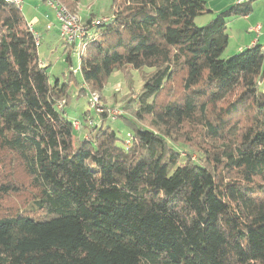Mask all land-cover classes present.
<instances>
[{"label": "trees", "instance_id": "obj_1", "mask_svg": "<svg viewBox=\"0 0 264 264\" xmlns=\"http://www.w3.org/2000/svg\"><path fill=\"white\" fill-rule=\"evenodd\" d=\"M251 1L199 26L205 0H110L107 22L84 20L78 52V97L96 115L69 119L67 85L0 0V151L31 190L23 208L0 207V264H264V45L222 57L227 18ZM131 69L143 82L117 109L120 139L90 95ZM20 190L0 170V204Z\"/></svg>", "mask_w": 264, "mask_h": 264}, {"label": "rangeland", "instance_id": "obj_2", "mask_svg": "<svg viewBox=\"0 0 264 264\" xmlns=\"http://www.w3.org/2000/svg\"><path fill=\"white\" fill-rule=\"evenodd\" d=\"M233 0H205L206 6L212 10L203 16L196 17V24L201 26L210 20L216 12L226 9L232 5ZM59 5H63L60 0H56ZM252 10L246 16L232 15L227 18L226 32L228 34L227 46L222 53V57L226 58L237 51H234L238 44L241 42L244 44L250 41L254 36L260 34V41L264 43V0H252ZM74 10H67L75 14L79 23L82 26L86 18H104L110 17L112 11L110 8V0H81L78 4L74 5ZM21 12L27 21H33L37 19L38 23L36 29L40 34V43L38 46V56L41 62L47 66V73L51 83H54L58 79V83L67 85V103L64 104L63 112L69 119H75L82 116L88 110L91 116L96 115L94 108H90L87 103V95L78 93L81 87V74L79 71V55L75 47L69 49L70 61L67 60V50L63 39H61L57 33L59 23L56 18V10L48 6L45 0H23L21 6ZM262 24V25H261ZM50 25L47 29L46 26ZM256 25H259L257 32L251 31ZM100 31V28H98ZM253 32V33H252ZM70 45V44H68ZM79 51V50H78ZM84 51V50H83ZM76 69V71H74ZM146 72L150 71V68H145ZM129 77H124L122 71L116 70L112 72L108 78L101 93L96 91L91 92L97 97L99 107L105 105L110 110H117L121 107L122 97L129 93H137L142 85V78L140 72L135 69H131ZM130 79V81L128 80ZM109 110V113H110ZM110 124L116 131L117 136L120 139H124L128 127L124 122L117 118ZM74 141L79 137L75 131L73 134ZM0 170L4 171L7 178H14V182L21 188L20 192L10 193L1 202L0 207L3 210L11 211L19 208H23L26 203L31 200V190L28 185V177L24 174L21 166H19L14 158L5 151H0ZM6 206V207H4Z\"/></svg>", "mask_w": 264, "mask_h": 264}, {"label": "built area", "instance_id": "obj_3", "mask_svg": "<svg viewBox=\"0 0 264 264\" xmlns=\"http://www.w3.org/2000/svg\"><path fill=\"white\" fill-rule=\"evenodd\" d=\"M244 1V0H239ZM4 2L14 5L15 7L21 9L23 0H4ZM46 4L48 6L53 7L56 10V18L59 23L58 30H59V37L63 39L65 43L68 44H75V50L77 49V52L80 51L79 47L80 41L82 37L87 33L88 27H85V23L81 26L79 23V19L75 14L70 13L64 6L59 5L56 0H45ZM109 20V17L104 18H95L91 20L90 26H96L101 23H105ZM47 29L50 28V25L46 26ZM259 25H256L251 31L257 32L259 30ZM28 29L32 33L34 42L36 46H39L40 43V34L38 31H36L32 24L28 23ZM79 50V51H78ZM78 54V53H77ZM95 94L90 95L91 103L94 106H98L99 102L96 99ZM118 114L117 110H111L109 115L111 119H115L116 115ZM86 124H91V120L86 121ZM73 125L75 129H80L81 124L79 121H74Z\"/></svg>", "mask_w": 264, "mask_h": 264}, {"label": "crops", "instance_id": "obj_4", "mask_svg": "<svg viewBox=\"0 0 264 264\" xmlns=\"http://www.w3.org/2000/svg\"><path fill=\"white\" fill-rule=\"evenodd\" d=\"M236 1L237 0H233V1H231L232 2V4L233 3H236ZM253 4V3H252ZM248 15V14H247ZM28 23H30V24H32L33 25V27H34V29L36 30V31H38L37 29H36V26H37V23H38V21H37V19H35L34 18V20L33 21H28ZM262 25V24H261ZM57 33H58V31H57ZM253 33V32H252ZM254 34L255 33H253V38L250 40V41H248V42H246V43H240V44H238V46H237V48L234 50V51H241L242 49H244V48H246V47H248V46H250V45H252V44H254L255 42H257V43H260V44H263L264 45V43L263 42H261L260 41V39H261V36L263 35V34H261V32H260V34L256 37V35L254 36ZM59 36V35H58ZM45 63H43V65H44Z\"/></svg>", "mask_w": 264, "mask_h": 264}]
</instances>
